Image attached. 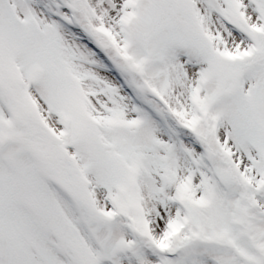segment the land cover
I'll return each instance as SVG.
<instances>
[{
  "label": "snow or ice",
  "instance_id": "obj_1",
  "mask_svg": "<svg viewBox=\"0 0 264 264\" xmlns=\"http://www.w3.org/2000/svg\"><path fill=\"white\" fill-rule=\"evenodd\" d=\"M0 264H264V0H0Z\"/></svg>",
  "mask_w": 264,
  "mask_h": 264
}]
</instances>
